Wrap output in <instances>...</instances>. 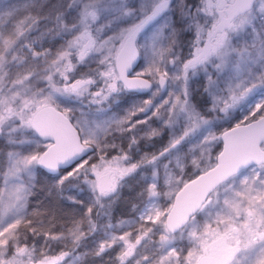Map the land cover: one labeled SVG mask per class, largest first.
I'll return each mask as SVG.
<instances>
[{"label": "snow or ice", "instance_id": "6c2138e0", "mask_svg": "<svg viewBox=\"0 0 264 264\" xmlns=\"http://www.w3.org/2000/svg\"><path fill=\"white\" fill-rule=\"evenodd\" d=\"M0 264H264V0H0Z\"/></svg>", "mask_w": 264, "mask_h": 264}]
</instances>
